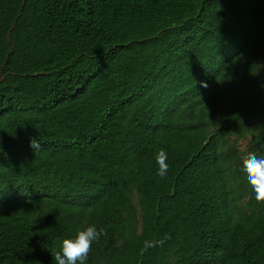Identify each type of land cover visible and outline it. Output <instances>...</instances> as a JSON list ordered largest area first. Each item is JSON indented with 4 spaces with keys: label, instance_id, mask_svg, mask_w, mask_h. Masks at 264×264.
Returning a JSON list of instances; mask_svg holds the SVG:
<instances>
[{
    "label": "trees",
    "instance_id": "1",
    "mask_svg": "<svg viewBox=\"0 0 264 264\" xmlns=\"http://www.w3.org/2000/svg\"><path fill=\"white\" fill-rule=\"evenodd\" d=\"M250 151L264 0H0V264H264Z\"/></svg>",
    "mask_w": 264,
    "mask_h": 264
},
{
    "label": "clouds",
    "instance_id": "2",
    "mask_svg": "<svg viewBox=\"0 0 264 264\" xmlns=\"http://www.w3.org/2000/svg\"><path fill=\"white\" fill-rule=\"evenodd\" d=\"M30 147L37 152L40 150L41 145L36 138H32ZM155 161L158 166L156 175L164 178L169 167L167 153L161 149L156 153ZM242 171L245 173L247 182L255 194L256 201L264 204V156H258L255 152H248L242 161ZM102 235H106L105 230H97L93 225L79 231L74 238L64 239L60 251L52 254L55 264H86L93 243L98 242ZM167 238L166 236L162 240H146L142 253L148 248L162 246Z\"/></svg>",
    "mask_w": 264,
    "mask_h": 264
},
{
    "label": "rangeland",
    "instance_id": "3",
    "mask_svg": "<svg viewBox=\"0 0 264 264\" xmlns=\"http://www.w3.org/2000/svg\"><path fill=\"white\" fill-rule=\"evenodd\" d=\"M245 148H246V142H240V149L241 150H245Z\"/></svg>",
    "mask_w": 264,
    "mask_h": 264
}]
</instances>
